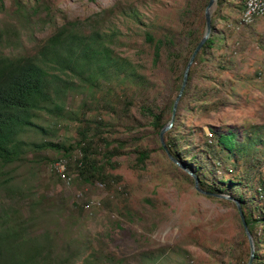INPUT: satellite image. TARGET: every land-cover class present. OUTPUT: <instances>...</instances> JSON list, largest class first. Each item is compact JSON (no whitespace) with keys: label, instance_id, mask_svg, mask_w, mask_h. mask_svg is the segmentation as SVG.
<instances>
[{"label":"rangeland","instance_id":"1","mask_svg":"<svg viewBox=\"0 0 264 264\" xmlns=\"http://www.w3.org/2000/svg\"><path fill=\"white\" fill-rule=\"evenodd\" d=\"M195 2L21 0L18 7L12 0H0V30L15 29L6 54H32L57 28L82 23L86 32L97 30L106 40L113 38L108 42L111 55L127 60L144 83L135 87L129 81L102 78L91 85L75 79L66 110L61 115L42 113L34 122L43 130L23 132L20 160L0 170L1 179L11 186L8 196L0 194V264L249 262L250 244L234 200L199 192L193 176L167 157L151 118L142 111L145 106L168 108L178 95L193 53L192 39L206 31L204 11L197 13ZM244 2L225 0L215 6L209 36L214 44L205 53L203 47L199 51L177 104L172 130L175 139L181 136V145L188 146L189 155L214 145L212 133L235 131L224 133L223 140L236 149L237 140L264 125V16L250 25L240 23ZM146 33L155 40H175L171 51L178 58L170 62L163 48L153 64ZM166 115L169 124L171 113ZM83 117L106 122L104 135L125 143L123 155L112 158L115 168L107 167L108 174L121 178L109 189L83 184L61 153L34 149L45 141L73 143ZM138 149L149 155L143 169L136 168ZM260 158L251 171L257 170L254 185L264 177V156ZM58 159L66 161L70 185L52 167ZM210 163V179L224 173L237 179L244 172L242 159L238 165L228 164L237 170L231 174L224 164ZM243 191L253 196L252 188ZM257 203L264 205V200ZM14 230L18 234L13 240L3 236V231ZM256 232L255 252L261 259L253 264H264V222H258ZM27 238L30 244L22 245Z\"/></svg>","mask_w":264,"mask_h":264},{"label":"trees","instance_id":"2","mask_svg":"<svg viewBox=\"0 0 264 264\" xmlns=\"http://www.w3.org/2000/svg\"><path fill=\"white\" fill-rule=\"evenodd\" d=\"M12 1L18 7L22 5L21 0ZM37 1L42 3L44 0ZM224 1L218 0V5L221 6ZM208 2L209 0H196V12L204 11L205 14ZM27 16L29 17V14ZM12 37H15V29L12 26L0 30V170L20 160V136L23 132L28 129L43 130L34 120H40L42 113L61 115L62 111L66 110L69 91L73 89L75 79H80L91 85H95V82L102 78L129 81L135 87L144 85L143 77L136 73L135 68L127 60L111 55L108 42L111 43L113 38L107 36L108 40H106L97 30L86 32L83 30L82 23L67 22L36 45L34 52L28 55L4 52L10 46ZM194 40L195 36L189 50L191 53L200 42V38ZM145 41L152 46L153 64L160 60L163 48H166V55L170 62H174V59L178 58L177 53L174 54L171 51L175 42L172 38L155 40L149 33H146ZM213 44L214 41L209 37L202 52L205 53ZM189 59L188 57L187 62ZM123 104L128 105L129 102L123 101ZM172 107L173 102L168 108H160L156 111L149 106L142 107L143 113L148 114L151 118V125L158 136L161 129L168 123L166 114L172 112ZM125 111L128 112L127 108ZM82 119L84 125L78 129V138L73 143L57 144L45 141L41 145H34V149L44 148V150L61 153L60 155L69 162L68 169L74 170L83 184L98 183L104 189H109L115 180L121 178L108 174L107 167L115 168L112 158L123 155L125 143L111 140L104 135L108 126L106 122L85 117ZM233 132L235 131L212 133L216 134V143L214 145L207 144V148L200 155L198 153L189 155L185 151L188 146L181 145V141L179 142L181 136L175 139L177 135L173 133L172 127L165 134L164 142L172 157L197 174L202 190L212 194L210 196H216L214 193L227 194L240 200L249 230L256 241L257 224L264 222V205L257 203V201L264 200V177L259 178L258 184L254 185L252 179L257 170L251 171L257 161L261 160L260 157L264 156V125L257 126L253 132L244 136L242 141L237 140L236 146H234L236 149L228 147L223 140L224 133ZM74 151H78V156L73 155ZM134 152L136 168L143 169L149 155L141 149ZM210 159V165L221 167L224 164L228 174L237 171L231 167L228 168V164L231 161L233 163L237 161L236 165H238L239 160L242 159L245 162L243 175L232 179L226 177V173H224L223 176L210 179L209 172L206 170L209 168ZM240 170H242L241 164ZM65 173L68 175L66 165ZM58 177L60 178L59 175ZM233 186H236L235 189L226 193L227 188ZM10 187H7V181L1 179L0 175V194L8 196ZM244 187L252 188V197H246L243 191ZM3 232V236L7 240H13L18 234L17 230ZM25 244H30L29 238L23 241L22 245ZM259 255L256 251L255 260L261 259ZM262 263H264V259Z\"/></svg>","mask_w":264,"mask_h":264},{"label":"water","instance_id":"3","mask_svg":"<svg viewBox=\"0 0 264 264\" xmlns=\"http://www.w3.org/2000/svg\"><path fill=\"white\" fill-rule=\"evenodd\" d=\"M217 3H218V0H209V2H208V5H207L206 10H205V20H206V31H205V34H203L202 37L200 38V40H199L200 42L198 43V45L196 46L195 50L193 51V53H192V55H191V57H190V59H189V61L187 63V66L185 68L184 76L182 77V82H181L182 86L180 87L178 95H177V97H176V99L174 100V103H173L170 122H169V124L164 126L161 129L160 133H159L160 143H161L164 151L166 152L167 157L175 165L180 166L182 169H184L189 174H191L194 177L195 188L199 192H201L202 194L208 195V196H210L212 194L202 190V188L200 187V180H199V177L197 176V174L195 172L189 170L188 168H186L184 165L181 164V162L179 163L174 157L171 156V154L169 153V151H168V149L166 147V144L164 142L163 135H164V133L167 130H169L172 127V123H173V120H174V117H175V113H176V109H177V104H178L179 100L181 99V97H182V95L184 93V90L186 88V85H187L186 83H187V79L189 77L191 66L194 63L195 58L198 55L199 51L207 43V40L209 39V36L212 33V26H213L212 15H213V11H214V8L217 5ZM214 195H216L218 197H226V198H229V199H233L236 202L237 211H238V213L241 216V219H242V222H243V225H244V228H245V232H246V235L248 237L249 244H250V252H249L250 259H249V262L247 264H253V262L255 261V258H256L255 257L256 245H255L254 237H253V235L251 234V232L249 230L246 218H245L244 213H243V211L241 209L242 205H241L240 200L239 199H234V197H232V196H229V195L225 196V195H222V194H219V193H214Z\"/></svg>","mask_w":264,"mask_h":264},{"label":"built area","instance_id":"4","mask_svg":"<svg viewBox=\"0 0 264 264\" xmlns=\"http://www.w3.org/2000/svg\"><path fill=\"white\" fill-rule=\"evenodd\" d=\"M264 16V0H245V8L242 13L241 23L250 25L252 22ZM66 161L58 159L53 164V169L60 176L61 180L66 184H71V177L65 173Z\"/></svg>","mask_w":264,"mask_h":264}]
</instances>
